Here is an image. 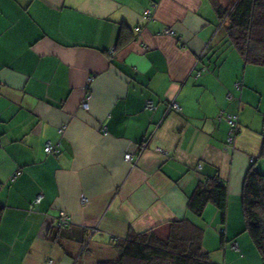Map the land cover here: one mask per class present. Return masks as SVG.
Returning <instances> with one entry per match:
<instances>
[{"label":"crops","instance_id":"1","mask_svg":"<svg viewBox=\"0 0 264 264\" xmlns=\"http://www.w3.org/2000/svg\"><path fill=\"white\" fill-rule=\"evenodd\" d=\"M217 20L212 0H0V264H99L190 220L213 264H264L242 200L264 171V65ZM215 173L226 215L199 221L189 197Z\"/></svg>","mask_w":264,"mask_h":264},{"label":"trees","instance_id":"2","mask_svg":"<svg viewBox=\"0 0 264 264\" xmlns=\"http://www.w3.org/2000/svg\"><path fill=\"white\" fill-rule=\"evenodd\" d=\"M232 1V6L227 8L218 0H212L221 26L245 61L264 65V0ZM242 200L246 229L264 258V171L256 166L247 173ZM209 202L216 205L223 217L226 215L228 189L218 173L201 180L189 197V209L197 220L202 219ZM1 215L0 207V219ZM189 222L176 223L167 238L153 232L130 231L126 238L113 242L117 255L99 264H213L202 246L203 228L197 224L200 222ZM85 231L82 229V242H85ZM58 233L51 232L50 239L58 241L61 234Z\"/></svg>","mask_w":264,"mask_h":264},{"label":"built area","instance_id":"3","mask_svg":"<svg viewBox=\"0 0 264 264\" xmlns=\"http://www.w3.org/2000/svg\"><path fill=\"white\" fill-rule=\"evenodd\" d=\"M145 14H146L147 17L151 16V10H150V9L146 10V11H145ZM166 32H167V33H170V34H174V35L176 34L175 30H172V29H170V28L167 29ZM240 85H241V83L237 84V86H240ZM83 106H84L86 109H88V107H89L88 102L85 101V102L83 103ZM146 108H147V109H153V108H155V104H154L153 100H149V101L147 102ZM171 108L174 109V110H177V111H180V110H181V106H180V104H179L178 102H176V101H174V102L171 104ZM226 118H227V121L229 122V124L231 125V130H232V132H234V133L237 132L238 127H239V125H238V122H239L238 115H237V114H228V115L226 116ZM233 139H234V136H230V137H229V141H232ZM53 150H55V148L53 147V145H51L50 143H48L47 146H46V151H47V152H51V151H53ZM131 157H132V155H130V154H127V155H126V158H127L128 160H131ZM200 166H201V165H200ZM41 200H42V195H39V196L36 198V202H40ZM83 201H84V202H87V198H86L85 196H83ZM69 222H70V218H69V216H68L66 213L62 212V214H61V218H60V221H59V225H67Z\"/></svg>","mask_w":264,"mask_h":264},{"label":"rangeland","instance_id":"4","mask_svg":"<svg viewBox=\"0 0 264 264\" xmlns=\"http://www.w3.org/2000/svg\"><path fill=\"white\" fill-rule=\"evenodd\" d=\"M221 4H223L225 7H231L232 6V3H233V1L232 0H218ZM214 7V6H213ZM215 14H216V16H217V18H218V20H217V25L219 26V25H221V20H220V18L218 17V15H217V13H216V11H215ZM88 247H85V251L87 252V254H86V258L88 257V253H90V249H89V245H87ZM92 252V251H91ZM102 255H103V253H102ZM85 257H83V259H86Z\"/></svg>","mask_w":264,"mask_h":264}]
</instances>
